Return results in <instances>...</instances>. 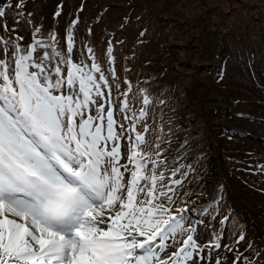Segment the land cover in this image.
Listing matches in <instances>:
<instances>
[{
    "label": "snow or ice",
    "instance_id": "snow-or-ice-1",
    "mask_svg": "<svg viewBox=\"0 0 264 264\" xmlns=\"http://www.w3.org/2000/svg\"><path fill=\"white\" fill-rule=\"evenodd\" d=\"M12 6H0L4 33L16 32L4 19ZM78 23L62 48L58 31L44 37L40 26L27 45L0 35V264H223L211 255L223 233L205 240L203 220L192 219L209 208L190 207L191 194L178 191L185 172L170 159L172 141L149 139L159 97H130L111 40L102 60L77 44ZM235 251L232 264H255Z\"/></svg>",
    "mask_w": 264,
    "mask_h": 264
},
{
    "label": "rangeland",
    "instance_id": "rangeland-1",
    "mask_svg": "<svg viewBox=\"0 0 264 264\" xmlns=\"http://www.w3.org/2000/svg\"><path fill=\"white\" fill-rule=\"evenodd\" d=\"M57 1L25 0L23 8L29 7L34 13L15 20L7 11L9 28L15 27L13 33L23 36V43L27 45L37 23L42 24V31L51 24L49 14ZM230 2L226 0L223 5L229 6ZM78 3L82 4L79 10ZM173 3L174 0H66L61 15L56 17L60 25L56 31L65 37L62 24L70 9L71 17L79 18L78 45L81 40L89 42L97 56L106 61L105 50L111 40L117 72L133 85L130 97L139 95L141 90L159 97L149 108L152 127L149 139L155 140L161 135L162 147L168 146L163 140L172 141L171 148L176 155L170 159L177 161L185 172L184 183L178 191L191 194L184 197L195 201L190 207L209 208L208 214L192 217L204 222L198 226V233L205 240H211L214 232L223 233L221 248L211 253L213 261L219 258L223 264H232L238 250L243 254L242 260L247 257L255 259V264H264V260L257 258V253H264V168L261 167L264 166V43L248 44L242 50L225 47L223 52L211 46L206 48L209 25H205L198 41L194 38L196 32L189 27L198 30L201 22L195 19L203 1L179 0V4L172 6ZM218 5L208 2L207 6ZM144 6H148L146 13L142 11ZM216 15L209 13L213 20ZM89 28L93 32L91 36ZM0 35L6 33L0 29ZM216 42L212 41L215 45ZM161 44L168 47L170 55L164 64L158 65L164 57L158 50ZM201 58L208 66L214 64L208 74L209 92L197 84L198 80L203 81L198 64ZM163 65L176 66L171 71L176 69L180 73L181 92L166 72L161 75L153 69ZM125 68L129 70L124 71ZM204 82L207 84L205 79ZM196 86L215 109L211 111L214 125H208L194 136L187 133L186 113L192 109L187 94L194 100L199 98ZM132 102L134 108L140 107ZM161 128L163 133L159 132ZM206 143H210L207 149ZM214 199L219 203L209 207ZM224 217L228 220L222 225L220 221ZM240 233L245 235V240L237 244ZM225 246L234 251H228Z\"/></svg>",
    "mask_w": 264,
    "mask_h": 264
},
{
    "label": "trees",
    "instance_id": "trees-1",
    "mask_svg": "<svg viewBox=\"0 0 264 264\" xmlns=\"http://www.w3.org/2000/svg\"><path fill=\"white\" fill-rule=\"evenodd\" d=\"M66 0H58L55 4L53 10L50 12L49 17L51 24L49 25L46 30H43L42 33L44 34V37H47L48 33L52 30H56L58 28L59 22L56 20L55 13L59 10H62V5L64 4ZM135 1V0H131ZM142 1V0H141ZM203 3L200 5L201 9L198 10L200 13L198 15V18L195 19L197 22L200 20L201 24L198 26V30H196L194 27L189 26L190 28H193L194 31L197 34V37H194L197 41L200 39V33L208 26V34L206 35V48H209L211 46L214 47L216 51L223 52V49L225 47L228 48H237L239 50L245 49L248 44L254 45L255 42L264 43V0H231L230 5H223L226 3V0H201ZM25 2V0H24ZM208 2H211V4H219L217 7H209ZM7 3H11L13 6L11 8L6 9V12H10L12 16H14L15 20H18L19 16L18 13H23L22 16H27L29 13L33 14V9L27 7V9H17L15 7L16 0H0V6H3ZM130 4V3H127ZM179 4V0H174V3L172 6ZM183 4V3H182ZM181 4V5H182ZM202 6H205L206 8L203 9ZM82 4L78 3L76 5V9H81ZM142 11L146 13L148 11V6H144ZM209 13L211 15H214L217 13L216 20H213V18L209 17ZM195 16V15H194ZM7 22L8 20L4 18ZM165 19V18H164ZM33 22L35 19H32ZM32 20L31 21L32 23ZM74 19L71 17V10L69 9V12L67 13V17L65 18V21L63 22L62 26L63 29L61 30L63 33H65V29L68 25L71 24V22ZM167 20V19H166ZM194 20V19H193ZM163 22V21H162ZM209 22L211 24H209ZM30 23V24H31ZM165 22H163L164 24ZM193 23V22H191ZM37 23L36 26H38ZM35 26V27H36ZM42 28V24L39 25ZM167 25H163L166 30L168 29L166 27ZM43 29V28H42ZM7 36L15 37L16 35L9 31L6 33ZM32 39V30L29 35V40L31 42ZM60 39V47L62 48L65 44L64 36H61L59 34ZM213 40H216V45L212 43ZM162 45V44H161ZM244 47V48H243ZM168 47L165 45H162L158 48V50L161 52L164 57L162 61L160 60L158 65L164 64L169 59V52L167 51ZM184 50V48L182 47ZM164 50V52H163ZM168 52V53H167ZM201 51V47L200 50ZM180 55V51H179ZM204 60L201 58V62H199V67L201 69V77L203 81L198 80L197 84L200 83L203 91L206 90L209 92L211 90V85L208 81V74L213 69L214 64H210L209 66L205 64ZM180 66V63H179ZM171 67H176L175 65L168 67L167 65H163V67H154L156 72L160 73L161 75H165V72L167 76L170 77V81L176 85H179V92H181V84H179L178 80L180 77V73L176 72V69H173L171 71ZM205 70V72L203 71ZM155 72V74H156ZM199 77V75H197ZM204 79L207 81V84H205ZM198 90L199 98L198 100H194L188 93L191 103H192V109L191 111H187L186 114H188V119L186 121L188 122L186 127L188 128L187 133L190 135L197 134L203 129H207L208 125L212 126L214 125V120L211 114V111L215 109L214 105L210 103V100L203 94L200 93L202 90L200 87H195ZM208 88V89H207ZM200 91V92H199ZM186 92V91H185ZM170 93V92H168ZM183 94V93H181ZM185 97V95H183ZM188 99V98H187ZM200 99V100H199ZM198 120V121H197ZM190 131V132H189ZM185 133V132H184ZM218 144L219 141H216ZM209 144V146H208ZM210 147V143H206V149Z\"/></svg>",
    "mask_w": 264,
    "mask_h": 264
}]
</instances>
